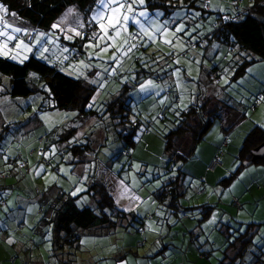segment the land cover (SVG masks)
I'll use <instances>...</instances> for the list:
<instances>
[{"label":"rangeland","instance_id":"374dc122","mask_svg":"<svg viewBox=\"0 0 264 264\" xmlns=\"http://www.w3.org/2000/svg\"><path fill=\"white\" fill-rule=\"evenodd\" d=\"M105 2L107 3L108 0H105ZM119 2L125 6L118 13H115L110 10L116 7L115 4H111L109 8H103L100 0H96V4L88 15H83L81 18L78 16L76 20L75 17L72 18V15H77V11L74 6H70L55 22L58 25L57 28H53L52 26L47 31L38 30V34L33 40H27L25 38L28 28L23 24L20 17L10 15V13L14 12L9 11V14L5 15L3 20H0V29H4L9 35L15 36L13 40H7V37L0 36V56L7 57L15 62H23L30 55H34L50 65L59 66L67 73L69 71L65 68V65L73 60L69 58L67 52L68 49H72L70 48V42L76 37L71 29L86 32V25L93 22L95 28L90 33H96L98 38L103 37V39H94L87 42V44L91 43L93 45L89 50V56L91 55L90 60L86 56V58H81L73 62L78 66L73 68V70L81 73L84 78L88 75L87 72L85 74V70H89V73L93 75V84L98 87L92 100V103L100 102L93 106L96 109L95 117H79L70 110L49 109L48 106L52 103L51 97L45 94L40 88L31 96L11 98L6 93L9 88L8 77L4 75L0 77V172L7 173L5 184L13 187L12 189L9 188L8 190L6 189L0 192V198L2 200L0 202L2 204H0V212L2 213L0 220L3 218L6 222L11 223L12 231H16V226H18L17 233L21 235L19 236L21 242L18 241L17 245L14 243L15 240L11 242L14 248L6 247L0 243V264H22L26 259L35 261L37 257H40L39 260L41 261L50 263L54 259L52 251H49L51 247L48 243L51 241L42 242L40 234L39 237L38 235H34L32 238L29 237L31 232L34 231V228L36 230L38 220L42 216L39 207H43L44 210L47 209L48 206L45 203L49 200L50 195H45L43 198L38 199L36 197L37 193L25 192L21 196L19 193L17 194L18 183L21 189L22 186H25V182L28 187L38 186L39 189L47 186V183H44L47 181H50L48 182L50 184L55 182V189H58V185H66L65 190L70 191L72 195L74 192L76 193L75 195L79 194L77 198L79 203L88 202V204L93 205V200L88 197L87 193L81 192L86 190V181L92 176L90 174L91 168L93 169L95 167H97V174L101 176L107 190L113 196L116 205L120 206V208L132 210L134 213L140 212V216L144 220L150 219L155 225L149 224L148 227L144 225V231L142 229V232L138 229L140 225L137 218H135V222H131L129 219L128 224L126 219L121 218V221L111 229L100 227L83 232L80 243L92 255L90 264H94V257H102V259L112 255L121 257L124 253H130V249L138 255L143 254L145 253L143 247L146 245L149 247V241L155 237L157 238L155 241L157 244H159V240H164V237L174 238L167 250L173 251L176 255L179 254V258L181 257V252L178 248H182L183 251L189 248L188 254L191 255L192 252L198 254L199 246L208 248L217 247L220 244L219 228L221 225L216 228L212 226L214 219L217 220V217L218 219L221 218L220 222H225L227 219L226 215L232 216L233 220L229 224L230 227L227 228V231L231 234L229 239H232L237 232L239 233V230H245L246 224L248 223H264V212H254L255 208L249 210V205L241 208L232 204V196L238 197L237 187H249L252 194H258L255 188L258 184L260 185L261 181L260 183L257 182L258 184L256 182L252 184L251 181L255 179V176H249L248 173L252 168H256L255 165L247 166L240 170L241 174L229 185L218 182L227 176L235 175L236 169L238 168V161L234 160V157L245 134L254 125L264 126V99H262L264 96L258 100L255 110L248 108L250 103H255L256 101L255 93L264 89V78H262L259 71L260 67H264V61L251 65L243 78L227 87L225 86L224 88L226 89L221 92L220 98L225 100V102L227 100L230 105L237 108L241 113L246 111V118L243 120L240 119L238 123H235L237 121L236 112L231 111L229 113L231 123L235 124L229 130L230 134L226 135L228 138L227 147H222L225 151L223 165L219 168L212 165L213 170H215L209 172L205 169L206 163L204 159L207 157L209 150H214L219 147L221 141L224 139L223 130L226 127V118L214 122L203 140L198 144L194 156L188 161L181 162L182 170L187 174L184 176L183 184L181 185V191L184 194L179 198L178 202L182 209L188 211L186 218L184 217L185 215L181 216L182 218H178L173 213L166 214L165 216L162 205L152 193L156 187L166 183L170 175H175L178 171L179 163L174 164L173 170L171 168L168 170L166 169L167 167L164 168L162 166H158L157 168L144 163L146 158H151L155 156L156 151H161L160 148L153 153L145 150L148 146L144 144L150 140L148 136L142 135L140 139L138 138L137 143L133 144L132 152L138 154L139 157L135 156L133 158L131 167L125 164L128 158H122V161L119 163L115 162V154L119 152L122 142L116 138L114 132L109 127V118L103 113V102L106 101L104 100L106 95L108 93L117 94L125 81H128L129 84L132 81H136L135 74L138 66L150 65L156 68L155 55L158 54L157 57L161 58L164 54L171 53L175 48H182L183 43L180 34L190 32V35L187 36L193 39L197 36L199 26L200 28L202 27V23L200 24L199 22H196V24L193 23L190 26L183 21V16L187 14L188 8L182 6V3L172 13L165 15L167 11L161 9L150 10L144 4L141 5L139 0H119ZM217 2L219 3V0H210V5H214ZM221 3L225 6L223 1ZM128 4H131L132 11H128ZM69 9L73 10L71 14H68ZM101 11H103V16L99 17L98 21H93L92 18L97 16ZM140 12H145L146 15L140 16ZM124 16L128 17L127 21L123 20ZM109 17H118L121 23L117 24L115 28H112L108 24ZM193 17L195 19V15ZM65 19H69L68 22ZM136 20H139L141 23L137 24L135 22ZM62 22L68 23V25H65L67 28H60ZM101 23L108 28L107 35L100 29L99 24ZM6 24L11 27L5 28ZM81 24L83 25L82 28L79 27ZM180 24L185 25L184 29L173 35L172 33L175 32V28ZM13 28H20L21 31L13 32ZM117 30H119V35L115 34ZM133 32L139 35L138 39H133ZM66 36H72V39H66ZM151 36H154L155 39H151ZM109 37L112 39H109ZM61 38L64 39L67 48L60 42ZM21 41L23 43H20ZM166 41H172V44L166 43ZM5 42L7 43L6 48L4 47ZM132 44H135L136 47L128 52L127 50ZM104 48L108 50L102 51ZM203 51L192 52L189 58L186 59L191 64L187 70L193 72L190 78L193 81H200V83L208 82L201 76L204 70L202 67L205 65L208 68H212L220 63L222 57L226 56L228 48L226 46H220L219 51ZM124 52H127V55H124ZM114 55L117 57L119 63L112 59ZM230 55L231 52H228L226 58H229ZM12 57L16 58L13 59ZM113 69H115L114 72ZM172 70L174 71V75L178 73L177 68H173ZM34 75L36 74L31 73L30 77ZM105 76L108 79H105ZM163 79V82L157 83L154 78L148 77L136 85V97L151 96L153 103L152 107H150V114L156 124V112L163 111L167 104L171 105L173 99L172 96H167V94L163 93V85L168 86L171 84L168 82V77ZM215 80L220 85L226 84L228 81L226 70H224V74L216 77ZM237 82L238 84L236 85ZM180 84L181 82L178 81L177 87H180ZM171 85L175 87L173 84ZM189 87L196 91L198 86L196 84L194 86L189 85ZM187 88L188 86L185 85L181 89L180 94L182 95V100L179 99L180 101H177V104L181 103L183 107L186 106L185 104L193 101L197 94V92L196 94L194 93L195 95L192 94V100H187L185 90ZM205 89L209 92L208 85ZM156 101L159 103L157 104ZM169 116L170 112H168L167 117ZM170 123L172 125V121L169 120ZM72 128H76V130L70 136V139H68L69 142L59 139L60 136H63L64 133ZM93 130L94 133L91 135V138L102 140L99 142V153H96L97 157L95 158L90 155L85 161L80 162L82 164L81 167L84 169V174L82 177H79L73 173L72 164L69 163L71 161H77L75 159L73 160L70 154L65 157H60L59 153L63 147L66 148L68 143H86L88 137L86 133H91ZM101 132L104 133L103 136ZM39 137L43 138L42 143H39ZM188 145V137L176 141V148L180 152L185 153ZM53 146L56 149L55 155L51 154ZM152 146H155V144L152 143ZM44 153L49 154L48 158H45ZM88 153H92V150ZM21 159H27L30 166L27 177L23 179H21L23 173L14 164L17 161H21ZM45 160L46 162H44ZM228 161L230 162L228 163ZM41 165H43V171L40 170ZM56 165L59 167L57 171L53 169ZM171 166L173 167V164ZM151 171L154 172V175ZM9 174L13 176H9ZM47 175L48 177L44 182L41 179L36 181L38 179L37 176ZM155 176L156 178H154ZM201 176H203L205 181L204 193L200 192L203 188L200 179ZM34 181L37 184H34ZM77 189L80 190L77 191ZM54 192L56 194L58 190ZM131 194L132 196L130 197ZM248 194L250 195L249 192ZM255 198L256 196H254ZM205 202L210 204L219 203L217 206L218 212H216V215H213V218L209 217L207 220H202L201 211L203 209L201 210V206L187 209ZM252 205H255V201ZM259 207L264 211V202H260ZM143 211L146 214H141ZM181 224H187L188 226L182 228ZM3 229L6 228L2 226ZM168 230H172L173 233H168ZM12 231L8 230V233L12 235ZM3 234L4 232L0 230V238L4 237ZM143 235L149 241L144 239L145 237ZM135 238L139 242L145 243V245L143 247L140 246L141 242L135 245ZM206 239L208 240V244L204 246L203 243ZM212 242L215 244L212 245ZM36 243L39 246H36ZM249 250L250 253L247 254L245 260H248L247 257L249 256L251 262H246L245 264H264V260H262L264 257L262 255L264 253V224H262L259 233L255 235L253 244ZM10 256H15V263L11 262ZM189 260L192 264L194 263V260ZM206 260L212 263V260ZM109 263L107 261L97 262L95 260V264ZM214 264H216V260Z\"/></svg>","mask_w":264,"mask_h":264},{"label":"trees","instance_id":"16d2710c","mask_svg":"<svg viewBox=\"0 0 264 264\" xmlns=\"http://www.w3.org/2000/svg\"><path fill=\"white\" fill-rule=\"evenodd\" d=\"M221 1L225 3V6L222 5ZM0 3L4 4L8 8V11L14 12L22 19L23 24L28 28L25 38L27 40H33L38 34V30H49L55 24L59 16L70 6H74L77 11V15H72V18L75 17L76 20L78 16H80V18L83 15L87 16L96 4V0H0ZM181 3L182 6L188 8L187 14L183 16L184 22L190 26L193 23L196 24V22L202 23V27L200 28L199 26V30L197 31V36L192 39L184 35L185 33L180 34L183 47L172 50L171 53L164 54L161 58L157 57L158 54L155 55L156 68L150 65L138 66L135 74L136 81H132L130 84L128 81H125L117 94L108 93L106 95L104 99L106 101L103 102V113L109 118V127L114 132L116 138L122 142L119 152L115 154V162L119 163L122 161L120 159L128 158L125 164L131 167L133 158L138 155L132 152L133 144H136L138 138L140 139L141 136L144 135L146 137L148 136L150 139L144 144L148 146L147 148L144 147L145 150H149L153 153L157 149H161L160 152L156 151V154L154 153L155 156L146 158L144 163L157 168L158 166L167 167L166 169L168 170H170V168L173 170L174 164L176 165L179 163L178 171L175 175H170L167 182L156 187L152 193L162 205L165 216L166 214L173 213L178 216V218H182L181 216L183 215H185L184 217L186 218L188 211L182 209L178 202L179 198L184 194L183 191H181V185L183 184L184 176L187 174L182 170L181 162L188 161L194 156L198 144L203 140L214 122L226 118V127L223 130L224 139L220 143L221 147L219 146L214 150H209L205 158L208 159L206 161L204 159V162H207V164H205V169L209 172L215 170L208 169L210 162L213 161L215 157L220 159V164L217 168L223 165L225 151L222 147H227L228 145V138L226 135L230 134L229 130H231L233 124L238 123L240 119L243 120L246 118V111L241 113L237 108L230 105L227 100L225 102V100L220 98V95L221 92L226 89L224 88L225 86L227 87L243 78L251 65L264 61V0H219V3L217 2L214 5H210V0H144L143 4L150 10H165L167 11L165 15H168L176 10V8L180 7ZM195 12L199 13V15L194 14ZM193 15H195V19ZM69 19H65V21L68 22ZM177 19L180 21L179 18ZM67 22H62L60 28H67L65 26L68 25ZM94 28L95 24L93 22L87 24V31L81 32L83 38H81V36H76L74 40L70 42V48L72 49H68L67 53L69 58L73 60L65 65V68L69 71L68 73L59 66L50 65L34 55H30L23 62H15L7 57L0 56V77L3 75L8 77L9 88L6 91L7 95L11 98L28 97L33 95L40 88L45 94L51 97L52 103L49 104V109L70 110L79 117H95L96 109H94L93 106L100 102L92 103L98 89L92 82L93 75L89 73V70H85V74L87 72L88 75L84 78L81 73L73 70V68L78 67L73 63L74 61L86 58V56L89 57V60L91 59V55L89 56L90 47H86V45H89L87 42L94 40L92 39L93 34L90 33ZM132 37L133 39H138L139 35L133 32ZM60 42L67 48L63 38H61ZM220 46H226L228 48V52H231L230 57L226 58L228 54L226 51L227 54L225 57H222L220 63L212 68H208L205 65L202 67L204 70L201 76L208 82L200 83V81H193L190 78L191 76L187 73L186 65L191 66V64L190 61L186 59L189 58L192 52L195 53L200 50H204L205 52L219 51ZM180 59L185 63H176V61ZM173 68L178 69L176 75H174ZM224 70H226L228 81L226 84L220 85L216 82L215 78L224 74ZM259 71L262 78H264V67H260ZM31 73H35L36 75L30 77ZM148 77L154 78L157 83L163 82V78L168 77V82L175 86L172 87L171 84L165 86L162 84L163 93L167 94V96H172L173 99L171 105L167 104L163 111L156 112L155 117L157 119V124L152 120L150 114V107H152L153 103L151 96L136 97V85ZM105 79H108V77L105 76ZM178 81L181 82L180 87H177ZM188 83H190L189 85L191 86L197 84L198 87L196 91L192 90ZM237 84L238 82L236 85ZM185 85L188 86V88L185 89L187 100H192V94L195 95L196 92L197 94L195 95L196 97L194 96L195 98L193 101H190L183 107L181 103L177 104V101L179 99L182 100L180 92ZM207 85L209 86V92L205 89ZM174 88L176 91L175 94ZM263 96L264 89L255 93L256 101L255 103H250L248 108L255 110L258 100ZM156 103L158 104L159 102L156 101ZM89 105L92 106L89 107ZM231 111L237 114V121L235 123H231L229 119V113ZM168 112H170L169 117H167ZM169 120L172 121V125L171 123L169 124ZM75 130L76 128L69 129V131L64 133L63 136H60L59 139L68 141L70 136L75 133ZM93 133L94 130L91 133H86L88 135L86 143H68L66 148L63 147L61 151L59 150L60 157H65L70 154L72 159L77 161L69 162L72 164L73 173L77 169L80 170V173L75 174L76 176L82 177L84 174V169L81 167L82 164L80 162L85 161L90 155L95 158L99 153V142L102 140L92 139L91 135ZM101 134L103 136L104 133L101 132ZM184 137L189 138V145L185 153L180 152V150L176 148V141ZM38 141L42 143L43 138L39 137ZM263 142L264 126H252L243 137L235 153L234 160L238 161V168L236 169L235 175L227 176L220 179L218 182L225 185L231 184L233 180L241 174L240 170L247 167L243 165V162L251 158L250 150ZM152 143H154L155 146H152ZM90 150H92V153H88ZM125 151L126 154L121 155V153ZM44 162H46V160ZM229 162L230 161H228V163ZM14 164L23 173L21 179L27 177L30 168L29 161L27 159H21V161H17ZM171 164H173V167ZM251 165H255L256 167L258 165H264V157L252 161L248 166ZM53 169L55 171L59 170L58 165L54 166ZM254 171L255 168H252L248 173L249 176H255V179L251 182L257 183ZM111 173L113 172L111 171ZM90 174L92 176L90 175L91 177L86 181L87 188L81 193H87L88 197L93 200V205L90 203L88 204V202L79 203L77 201L79 194L72 195L70 191L65 190L66 185H58V189H55V182L52 184L48 183L50 181L44 182L48 175L37 176L38 179L36 181L41 179L44 183H47V186L44 188L41 187L39 189L38 186L28 187L25 182V186L21 185V189L18 183L17 194L19 193L21 196L22 193L24 194L25 192L37 193L36 197L38 199L43 198L45 195H50L49 200L45 203L48 206L47 209L44 210L43 207H39L42 216L38 220L36 230L34 228V231L31 232L29 237L32 238L34 235H38L39 237L40 234L42 242L51 241V245L48 243L51 247L49 251L51 250L54 255V259L50 263L41 261L39 260L40 257H37L35 261L26 259L22 264H90L92 255H90V251L80 243L83 232L100 227L111 229L121 221V218L126 219L127 224L129 219L131 222H135V218H137L140 225L138 229L142 231L144 218L137 215L132 210L120 208V206L115 204L113 196L107 190L101 176L97 174V167L91 168ZM152 174L154 175V172H152ZM6 175L7 173L0 172V176H5L6 178L3 179L2 177L0 179V192L13 188L5 184V180H7ZM9 176L13 175L9 174ZM154 178H156V176ZM200 179L203 185L200 192L204 193L205 181L203 176H201ZM34 184H37V182L34 181ZM258 188L259 184L255 190L260 193ZM240 189V187H237L238 197L232 196V204L237 207H241V200L239 198ZM55 190H58L56 194L54 192ZM254 196H256L255 199ZM251 199H254L252 200L254 202L258 200V196L251 193ZM0 202H2L1 198ZM218 205V202L214 204L205 202L187 209L201 206V210L203 209L201 211V219L207 220L209 217L213 218V215H216V212H218ZM180 212L186 214H181ZM1 215L2 213L0 212V216ZM226 216L227 219L225 222H220L221 218L218 219L217 217V220L214 219L212 224L214 228L221 225L219 228L220 244L214 248L199 246L198 252L202 257L212 260L213 264L215 260L216 264L250 263L251 259L249 256L247 257L248 260H245V258L247 254L250 253L249 248L253 244L255 235L259 233L264 223H248L246 224L245 230H239V233L237 232L232 239H229L231 234L227 231V228L230 227L229 224L233 219L231 215ZM0 223L4 224V226L5 223L11 224L6 222L3 218L0 220ZM17 227L16 231L11 230L17 239L15 240L16 245L18 244L19 236H21L17 233ZM140 242L137 241L136 245ZM206 244H208L207 239L204 241L203 245L205 246ZM35 245L39 246L38 243ZM144 245L145 243L141 242L140 246L143 247ZM11 246V248H14L12 244ZM151 246L152 244H150L149 247ZM6 247H8V245ZM146 247L147 246L143 247V251L145 252H147L149 248L146 249ZM130 252L138 256L132 249H130ZM262 255H264V253H262ZM94 259L98 261L101 260L102 257H94ZM94 259L93 262L95 264ZM10 260L13 263L16 260L15 256L10 257ZM262 260H264V257Z\"/></svg>","mask_w":264,"mask_h":264},{"label":"crops","instance_id":"0c3cea01","mask_svg":"<svg viewBox=\"0 0 264 264\" xmlns=\"http://www.w3.org/2000/svg\"><path fill=\"white\" fill-rule=\"evenodd\" d=\"M176 49V48H175ZM164 51V49H163ZM179 62H181L182 64L185 63L184 61H182L181 59L179 60ZM186 65V64H185ZM190 66L186 65V68L188 69ZM187 73L189 76L193 75V72L188 71ZM137 157H139V155H137ZM208 159V158H207ZM205 159V161L207 160ZM122 160V159H120ZM133 164V163H132ZM207 164V162H206ZM82 170V169H81ZM76 173H80V170L77 169L75 170L74 174ZM254 174H256V181L258 183H260L258 190H260V193L255 194L258 196V200H255V205H252V203H254L251 199V192L249 190V187L244 188L242 185V187H240V191H239V198L241 200V208L245 207L246 205H249V210H251V208H255L254 212H261L263 213L264 211L260 209L259 207V203L260 202H264V165H258L255 168ZM3 177V179H6L5 176H0V179ZM263 179V181H262ZM253 183V182H252ZM248 192L250 193V195L248 194ZM128 196V195H127ZM132 196V194L130 195V197ZM129 197V196H128ZM139 199V198H138ZM137 199V200H138ZM143 201V200H142ZM137 215L140 216V212L136 213ZM141 214H146L145 211L141 212ZM155 214V213H154ZM1 224V223H0ZM149 224H154L155 223L153 221H151L150 219H146L143 221V231H144V225H146V227H148ZM168 224V223H167ZM2 226H4V224H1ZM0 225V230L4 232V237L0 238V243H2L4 246L8 247H12L11 244L9 243V241H14L17 240L16 237L12 234L10 235L8 233V230H12V224H5V228L2 230V226ZM182 228L187 227V224H181ZM17 227V226H16ZM142 231V232H143ZM168 233H173V231L168 230ZM10 237V238H9ZM143 237H145L144 239H146L147 241H149V239L143 235ZM10 239V240H9ZM156 237L153 238L152 240L149 241V244H152L151 247H146V249L148 248V251L145 252V254H140V255H134L132 252L130 253H124L121 257H116V256H108L102 260H98L97 262H110L109 264H192V262L189 259L194 260L193 264H213V263H209L205 258L202 257V255L198 252H192L191 255L188 254L189 248L185 249L184 251L182 250V248H178V250L181 252V257L179 258L178 255L174 254L173 251H168L167 248L169 246V244L171 243L172 240H174V238L171 237H164V240H159V244H157L156 241ZM136 243L138 241L137 238H135ZM19 242H21L20 240H18ZM16 243V241L14 242ZM168 244V245H166ZM212 245H214L215 243H211ZM136 245V244H135ZM147 246V245H146ZM145 247V246H144ZM6 248V247H5ZM133 255H132V254ZM146 255V256H144ZM154 255V256H153ZM153 256V257H152ZM12 257V256H10ZM183 260V263H182ZM16 262V261H15ZM14 262V263H15Z\"/></svg>","mask_w":264,"mask_h":264},{"label":"snow or ice","instance_id":"6c2138e0","mask_svg":"<svg viewBox=\"0 0 264 264\" xmlns=\"http://www.w3.org/2000/svg\"><path fill=\"white\" fill-rule=\"evenodd\" d=\"M100 3H101V5L103 6V8H109L111 4H115L116 7L110 9L112 12H115V13H118V12L120 11V9L123 8V7L125 6L124 4L120 3L119 0H108L107 3L105 2V0H100ZM139 3H140L141 5H143L144 0H139ZM127 7H128V11H132V6H131V4H128ZM72 11H73L72 9H69V13H68V14H71ZM8 14H9L8 8H7L4 4L0 3V20H3V19H4V16H5V15H8ZM10 15L14 17L16 14H15V13H10ZM139 15H140V16H145L146 13H145V12H140ZM196 15H199V13H196ZM102 16H103V11L99 12V13L97 14V16H94V17L92 18V20H93V21H98V18H99V17H102ZM123 20H124V21H127V20H128V17H127V16H124V17H123ZM135 22H136L137 24L141 23L139 20H136ZM120 23H121V21H120V19H119L118 17H109V18H108V24H109L112 28H115L116 25H117V24H120ZM7 27H11V26L6 24V25H5V28H7ZM57 27H58L57 24H54V25H53V28H57ZM79 27L82 28L83 25L81 24V25H79ZM99 27H100V29L103 30L104 34L107 35V33H108V28H106L105 25L102 24V23L99 24ZM184 27H185V25H183V24L178 25V26L175 28V32L172 33V34L175 35V33H178V32H180V31H182V30L184 29ZM12 31H13V32H20L21 29H20V28H13ZM71 31H73V32L75 33L76 36H81V38H83V36L81 35V32H80V31H78V30H76V29H71ZM145 31H147V30L145 29ZM157 31H159V29H157ZM115 34H116V35H119V30H117ZM185 34H186V35H190V32L185 33ZM0 36L7 37V40H13V39H15V36H13V35H9V33H8L7 31H5L4 29H0ZM150 38H151V39H155L154 36H151ZM66 39H72V36H66ZM92 39H103V37H99V38H98V37H97V34H96V33H93V35H92ZM109 39H112V38L109 37ZM193 39H194V38H193ZM20 43H23V42L21 41ZM166 43L172 44V41H166ZM177 43H179V41H177ZM92 46H93V45H91V43H90L89 45H86V47H92ZM4 47H5V48L7 47V43H6V42H5V44H4ZM17 47H19V45H17ZM135 47H136V45H135V44H132V45L129 46V48H128L127 51L130 52V51L132 50V48H135ZM181 47H182V46H181ZM107 50H108L107 48L102 49V51H107ZM65 51H67V49H65ZM123 54H124V55H127V52H124ZM12 58L15 59L16 57H12ZM90 58H91V57H90ZM112 59H113L114 61H117V57H116L115 55L112 57ZM81 63H83V61H81ZM117 63H119V61H117ZM176 63H179V61H176ZM114 71H115V69H113V72H114ZM262 99H264V98H262ZM91 106H92V105H89V107H91ZM55 152H56V149H55V146H53V148L51 149V154H52V155H55ZM44 155H45V158H48V155H49V154H48V153H44ZM40 170H41V171L44 170V169H43V165L40 166ZM61 170L63 171V169H61ZM38 174H39V173H38ZM79 190H80V189H77V191H79ZM75 194H76V193L74 192L73 195H75ZM11 242H12V241H9V243H11Z\"/></svg>","mask_w":264,"mask_h":264},{"label":"water","instance_id":"95a60500","mask_svg":"<svg viewBox=\"0 0 264 264\" xmlns=\"http://www.w3.org/2000/svg\"><path fill=\"white\" fill-rule=\"evenodd\" d=\"M251 158L243 162L244 166H248L252 161L264 157V142L250 150Z\"/></svg>","mask_w":264,"mask_h":264},{"label":"built area","instance_id":"2783aa9c","mask_svg":"<svg viewBox=\"0 0 264 264\" xmlns=\"http://www.w3.org/2000/svg\"><path fill=\"white\" fill-rule=\"evenodd\" d=\"M32 34V32H31ZM187 43V42H186ZM126 153L125 152H122L121 155H125ZM220 164V159L218 157H215L213 161L210 162L209 166H208V169L209 170H213V166L212 165H215V166H218Z\"/></svg>","mask_w":264,"mask_h":264}]
</instances>
